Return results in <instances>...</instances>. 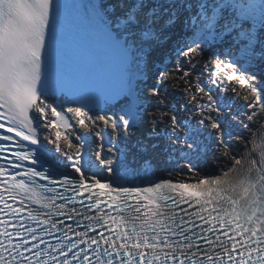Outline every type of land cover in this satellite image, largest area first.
I'll return each instance as SVG.
<instances>
[{
    "label": "snow or ice",
    "instance_id": "6c2138e0",
    "mask_svg": "<svg viewBox=\"0 0 264 264\" xmlns=\"http://www.w3.org/2000/svg\"><path fill=\"white\" fill-rule=\"evenodd\" d=\"M68 7L102 93L57 74ZM0 264H264V0H0Z\"/></svg>",
    "mask_w": 264,
    "mask_h": 264
},
{
    "label": "bare ground",
    "instance_id": "6f19581e",
    "mask_svg": "<svg viewBox=\"0 0 264 264\" xmlns=\"http://www.w3.org/2000/svg\"><path fill=\"white\" fill-rule=\"evenodd\" d=\"M155 54V53H154ZM156 58L159 56V54L157 53L156 54ZM169 91H173V90H169ZM176 95L179 94V89H176L175 90V93ZM109 116H111V114H109ZM150 125V123H149ZM84 130V129H82ZM98 130V129H94V132ZM47 135V134H46ZM257 135H259V133H257ZM92 138H93V135L92 137H90V143L92 144ZM183 162H181V165H182ZM161 168H169V169H172V168H175L177 171L181 172L183 174V178L188 180L189 182H195L194 178L187 173V170L186 169H183L182 167H177L176 165L174 164H161ZM200 168L202 169V175H215L216 172H215V168H216V165L212 164L211 162V157H208V164H201L200 165ZM143 174H140V175H135V176H142ZM156 176H159V177H163V178H169L168 177V173L166 171H159L155 174ZM130 176V175H129ZM128 176V178L130 179V177ZM182 177L179 176V175H174L171 177V179H173L174 181H177V180H180Z\"/></svg>",
    "mask_w": 264,
    "mask_h": 264
},
{
    "label": "rangeland",
    "instance_id": "374dc122",
    "mask_svg": "<svg viewBox=\"0 0 264 264\" xmlns=\"http://www.w3.org/2000/svg\"><path fill=\"white\" fill-rule=\"evenodd\" d=\"M156 56H157V55L153 53V58H156Z\"/></svg>",
    "mask_w": 264,
    "mask_h": 264
}]
</instances>
